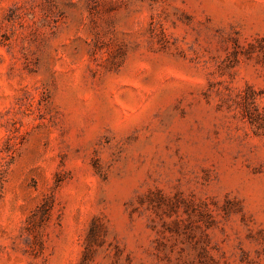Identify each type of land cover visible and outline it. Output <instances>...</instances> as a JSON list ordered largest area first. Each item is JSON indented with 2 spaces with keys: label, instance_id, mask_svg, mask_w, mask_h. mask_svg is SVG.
Segmentation results:
<instances>
[{
  "label": "rangeland",
  "instance_id": "rangeland-1",
  "mask_svg": "<svg viewBox=\"0 0 264 264\" xmlns=\"http://www.w3.org/2000/svg\"><path fill=\"white\" fill-rule=\"evenodd\" d=\"M0 264H264V0H0Z\"/></svg>",
  "mask_w": 264,
  "mask_h": 264
}]
</instances>
